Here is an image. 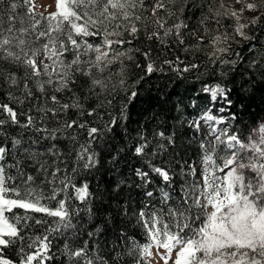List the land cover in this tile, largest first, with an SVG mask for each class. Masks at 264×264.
I'll list each match as a JSON object with an SVG mask.
<instances>
[{"label":"snow or ice","instance_id":"obj_1","mask_svg":"<svg viewBox=\"0 0 264 264\" xmlns=\"http://www.w3.org/2000/svg\"><path fill=\"white\" fill-rule=\"evenodd\" d=\"M54 5L0 0V264H264V0Z\"/></svg>","mask_w":264,"mask_h":264},{"label":"trees","instance_id":"obj_2","mask_svg":"<svg viewBox=\"0 0 264 264\" xmlns=\"http://www.w3.org/2000/svg\"><path fill=\"white\" fill-rule=\"evenodd\" d=\"M176 53L175 52H171L170 55L174 56ZM181 55H183V53H180ZM162 58H164L163 54H162ZM178 91H180L182 94H183V88H180L178 89ZM0 102H8L6 100V98L2 95H0ZM255 110V109H254ZM196 148H197V145L193 144L192 145V148L189 152V155L193 158V159H196ZM6 255L15 260L16 259V254H15V250L14 249H9L6 251Z\"/></svg>","mask_w":264,"mask_h":264},{"label":"rangeland","instance_id":"obj_3","mask_svg":"<svg viewBox=\"0 0 264 264\" xmlns=\"http://www.w3.org/2000/svg\"><path fill=\"white\" fill-rule=\"evenodd\" d=\"M35 4L37 5V12H43V8L41 7V5L43 6H47L49 4H52L53 7L49 8L48 11H54L55 10V5H54V0H34ZM44 15H47V12H44ZM39 15H37V19H39ZM46 22H43L41 24V28H43L45 26ZM162 264V262H161Z\"/></svg>","mask_w":264,"mask_h":264}]
</instances>
